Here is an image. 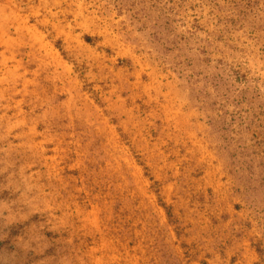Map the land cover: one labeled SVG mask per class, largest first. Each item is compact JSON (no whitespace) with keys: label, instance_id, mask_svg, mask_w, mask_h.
Masks as SVG:
<instances>
[{"label":"rangeland","instance_id":"1","mask_svg":"<svg viewBox=\"0 0 264 264\" xmlns=\"http://www.w3.org/2000/svg\"><path fill=\"white\" fill-rule=\"evenodd\" d=\"M0 264H264V0H0Z\"/></svg>","mask_w":264,"mask_h":264}]
</instances>
